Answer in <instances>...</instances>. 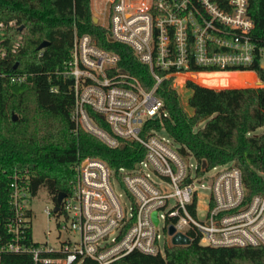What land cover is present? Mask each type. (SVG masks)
Here are the masks:
<instances>
[{
    "label": "built area",
    "instance_id": "built-area-1",
    "mask_svg": "<svg viewBox=\"0 0 264 264\" xmlns=\"http://www.w3.org/2000/svg\"><path fill=\"white\" fill-rule=\"evenodd\" d=\"M101 2L99 25L107 39L129 46L149 67L154 84L145 89L118 66L117 53L99 47L87 33L74 32L69 56L58 70L70 80V117L75 130L80 127L111 148L137 142L143 155L132 166L119 168L97 156L77 155L71 165L75 177L70 192L56 211V201L52 208L44 207L53 219L63 216L58 231L59 236L65 235L57 248L35 242L32 235L35 244L27 241L33 215L29 205L36 195L29 190L28 171H15L9 182L11 215L3 225L4 235L0 233V253L29 252L35 264H80L84 258L108 264L132 251L163 255L178 232L189 243L196 239L205 246L264 245V196L248 195L241 170L233 162L203 167V160L190 153L183 156L172 137L160 135L165 131L162 117L168 113L155 94L164 78L173 82L176 75L229 72L235 70L228 67L251 63L255 43L250 36L253 22L248 0ZM191 61L218 69L192 70ZM7 80L21 84L26 75H9ZM50 90L56 92L57 87ZM155 118L158 123L150 121ZM209 171L213 172L207 175Z\"/></svg>",
    "mask_w": 264,
    "mask_h": 264
},
{
    "label": "trees",
    "instance_id": "trees-1",
    "mask_svg": "<svg viewBox=\"0 0 264 264\" xmlns=\"http://www.w3.org/2000/svg\"><path fill=\"white\" fill-rule=\"evenodd\" d=\"M247 10L253 22L250 32L255 43L253 59L248 65L226 69L252 70L264 84V65L260 63L264 47V0H248ZM92 17L89 0H0L2 235L3 225L11 215L9 182L15 171H28L31 195L44 187L56 201L59 192L68 194L71 190L75 177L71 165L77 155L100 157L113 168L130 167L143 155L144 149L137 142L127 141L111 148L84 129L75 130L70 117L73 107L70 80L63 78L58 70L69 56L74 32L87 33L99 47L117 53L118 66L134 75L145 89L154 84L149 67L136 58L129 46L108 40L105 29L94 23ZM44 40L48 44L38 49ZM190 69L218 68L198 66L191 61ZM15 74H25L26 80L9 84L7 77ZM201 74H195L194 78L200 80ZM244 76L257 81L250 73H237L226 77L227 83H234V78L243 82ZM224 77L218 75L215 79L221 82ZM51 86H56L57 91L52 92ZM186 87L191 89L188 105L192 115L180 106L172 78H164L155 90L168 113L161 121L166 133L180 145L179 152L183 156L190 153L197 161L204 160L208 168L233 162L241 170L248 195L264 196V131L249 135L264 124V85L216 90L187 80ZM89 112L106 127L99 115ZM12 114L16 115L15 119ZM150 121L159 122L157 118ZM201 121L204 124L198 126ZM26 236L29 243L35 244L30 227ZM0 264L35 263L29 252H1ZM80 264L97 263L84 258ZM108 264H264V245L212 247L195 239L187 245L165 246L163 255L132 251Z\"/></svg>",
    "mask_w": 264,
    "mask_h": 264
},
{
    "label": "rangeland",
    "instance_id": "rangeland-1",
    "mask_svg": "<svg viewBox=\"0 0 264 264\" xmlns=\"http://www.w3.org/2000/svg\"><path fill=\"white\" fill-rule=\"evenodd\" d=\"M101 4H102L101 0H92L91 2L93 13L100 17L95 22L98 24H101L103 22V19H102L103 15L100 14ZM95 15L92 14V16L94 17ZM260 63L264 65V47L261 50ZM200 73H203L201 74L202 78L200 80L194 78L195 74H200ZM237 73H243V72H235V73L232 71L211 72V73L210 72L209 73L208 72H198V73H187V74L176 75L172 82V87L176 90L178 94L180 106L182 107V109L186 112V114L192 115L193 111L191 107L188 105V98L191 94V91H190L191 89L186 87L187 80H191L197 84L208 86L216 90L223 89V88L248 87V86L260 87L259 83L251 81L247 76H244L246 80H244L243 82L242 81L237 82V80L234 78L232 79L234 83L232 84L227 83L228 81L226 77L228 76L230 77L233 74L237 75ZM218 75L225 76L221 80L222 83L218 82V80L215 79V77ZM203 124H204V121H201L198 126H202ZM263 131H264V124L257 127L254 131L250 132L249 135H258V134H261ZM159 133L165 138L169 139L170 137L163 130L160 131ZM189 162L194 164L193 158H190ZM212 172L213 171L207 172V175L211 174ZM201 182L206 184L205 179L204 180L202 179ZM115 190L117 193H120L122 197L124 198V195H123L124 192L120 186L116 185ZM200 193L203 194L204 192L200 190ZM53 204H54L53 198L50 196L48 191L44 187H40L36 196L32 199L29 205L33 213L32 220H31V235H32V239L35 242L40 243V244L48 242V244H51L52 246L57 248L59 246L61 239H63L65 235L62 232L59 236V231H58V223L62 221L63 216L59 215L53 219L51 216L47 215L46 212L44 211V207L46 205L52 208ZM158 227L161 229V225H159Z\"/></svg>",
    "mask_w": 264,
    "mask_h": 264
},
{
    "label": "water",
    "instance_id": "water-1",
    "mask_svg": "<svg viewBox=\"0 0 264 264\" xmlns=\"http://www.w3.org/2000/svg\"><path fill=\"white\" fill-rule=\"evenodd\" d=\"M92 21L95 23L97 21V18L96 17H92ZM48 44V41L44 40L42 41L39 45H38V49H42L44 48L46 45ZM16 118V115L15 114H12V119H15ZM206 165V162L203 160L202 162V166L205 167ZM65 196V193L64 192H59L57 194V198H56V204L53 208L54 211H56L59 207V204L61 203V200L62 198ZM152 217H153V220L155 222H157V218H156V212H153L152 214ZM174 232V228L172 226L169 227V233L172 234ZM172 244L173 245H187L189 244V238L187 236H185L184 234L182 233H176L173 235L172 237Z\"/></svg>",
    "mask_w": 264,
    "mask_h": 264
},
{
    "label": "crops",
    "instance_id": "crops-1",
    "mask_svg": "<svg viewBox=\"0 0 264 264\" xmlns=\"http://www.w3.org/2000/svg\"><path fill=\"white\" fill-rule=\"evenodd\" d=\"M90 8H91V13L94 15L93 11H92V6H91V3H90ZM232 72H243V73H250L252 75V77L256 78V83H259L260 86H263L264 84L259 80V78L257 77L256 73L252 70H236V71H232ZM191 91V90H190Z\"/></svg>",
    "mask_w": 264,
    "mask_h": 264
}]
</instances>
